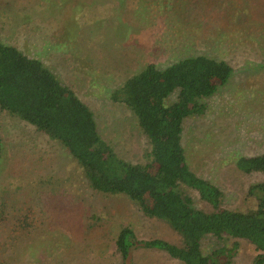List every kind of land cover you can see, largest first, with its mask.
<instances>
[{
    "label": "rangeland",
    "instance_id": "1",
    "mask_svg": "<svg viewBox=\"0 0 264 264\" xmlns=\"http://www.w3.org/2000/svg\"><path fill=\"white\" fill-rule=\"evenodd\" d=\"M0 40L68 85L92 110L101 137L132 163L147 161L148 139L111 91L148 62L225 60L232 77L204 100L202 115L184 121L182 144L190 169L221 190L224 208L255 207L248 187L264 176L242 173L235 162L264 147V0H0ZM0 137V264H120L114 241L126 225L139 239L180 243L126 196L92 189L65 147L31 124L1 111ZM202 247L227 248L217 264H252L256 255L233 238H207ZM133 264L182 263L145 249Z\"/></svg>",
    "mask_w": 264,
    "mask_h": 264
},
{
    "label": "trees",
    "instance_id": "2",
    "mask_svg": "<svg viewBox=\"0 0 264 264\" xmlns=\"http://www.w3.org/2000/svg\"><path fill=\"white\" fill-rule=\"evenodd\" d=\"M232 75L225 60L197 54L164 68L148 62L112 90L110 99L131 111L148 139L144 163L119 158L99 134L90 107L68 85L41 60L1 40L0 112L31 124L65 147L92 189L126 196L144 216L178 234L176 244L139 239L132 227H121L114 241L120 264H133L134 252L145 249L163 251L182 264H217L227 248L204 253L207 238L243 240L256 250L252 264H264V180L248 187L254 208H224L221 190L190 169L182 144L184 121L202 115L204 100ZM2 149L0 137V159ZM235 166L242 173L264 176V147L258 155L240 156ZM190 191L209 209L196 207Z\"/></svg>",
    "mask_w": 264,
    "mask_h": 264
}]
</instances>
